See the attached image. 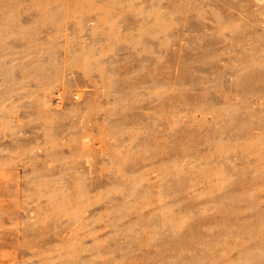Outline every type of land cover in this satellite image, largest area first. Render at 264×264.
<instances>
[{"label":"rangeland","instance_id":"rangeland-1","mask_svg":"<svg viewBox=\"0 0 264 264\" xmlns=\"http://www.w3.org/2000/svg\"><path fill=\"white\" fill-rule=\"evenodd\" d=\"M263 232L264 0H0V264H242Z\"/></svg>","mask_w":264,"mask_h":264},{"label":"bare ground","instance_id":"bare-ground-1","mask_svg":"<svg viewBox=\"0 0 264 264\" xmlns=\"http://www.w3.org/2000/svg\"><path fill=\"white\" fill-rule=\"evenodd\" d=\"M257 235V236H256ZM256 239H250V234L245 233L241 242L242 249V264H252V261H256V256H258L260 251H254L252 253H247V250L253 249L255 247H263L264 246V232L263 234H256ZM259 259V258H258ZM258 262V261H257ZM257 264V263H256Z\"/></svg>","mask_w":264,"mask_h":264}]
</instances>
